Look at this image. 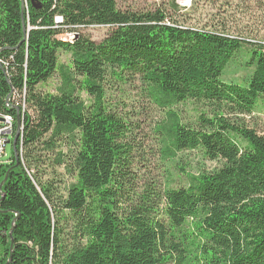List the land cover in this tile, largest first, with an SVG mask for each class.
Here are the masks:
<instances>
[{"label":"trees","instance_id":"16d2710c","mask_svg":"<svg viewBox=\"0 0 264 264\" xmlns=\"http://www.w3.org/2000/svg\"><path fill=\"white\" fill-rule=\"evenodd\" d=\"M28 8L0 0V118L14 119L0 165V264H264V137L244 124L264 105V47L251 51L243 85L225 83L241 38L171 23L161 10L122 11L118 0ZM96 26L111 29L101 42L79 33ZM55 76L54 92L42 91ZM136 78L163 113L160 177L142 187L147 161L106 91L109 79ZM189 104L199 105L194 117ZM41 142L74 146L65 199L24 160ZM188 155L217 166L191 173ZM67 160L58 153V166Z\"/></svg>","mask_w":264,"mask_h":264},{"label":"rangeland","instance_id":"374dc122","mask_svg":"<svg viewBox=\"0 0 264 264\" xmlns=\"http://www.w3.org/2000/svg\"><path fill=\"white\" fill-rule=\"evenodd\" d=\"M118 7L122 11L139 13L161 10L171 23L176 22L178 25L193 29L222 32L231 37L243 39L244 45L224 71L222 81L225 83L243 85L252 73V69L247 66V63L252 60L251 51L258 49L259 46L264 47V0H118ZM110 30L82 28L79 33L94 42H101ZM66 39L73 38L66 37ZM70 60L69 54L64 51L60 53V63L69 64ZM57 84L58 77L55 76L47 84L40 86V89L54 92ZM106 91L110 107L119 115L130 117L141 153L140 158L145 157L147 161L148 168H142L143 170L139 172L142 178L140 186L157 181L160 177L158 171L160 162L154 127L162 119L163 113L148 102L143 94L139 78L129 79L125 83H116L113 79H109ZM82 97L91 101L84 94ZM197 107L199 105L189 104L188 106L193 117L196 113L194 109ZM30 113L34 115L32 110ZM244 124L259 136L264 137V105L261 101L258 102L255 113L244 118ZM9 142H6L5 146H7L8 158H11L13 146L9 145ZM73 147V144H62L52 152L47 150L41 142L24 152V160L28 156V160L32 162V173L38 175L42 181L52 183L57 188V197L61 199L67 198L69 187L76 178V171L70 166ZM59 152L67 156L66 166L57 165ZM184 160L190 165L188 171L191 173H197L203 167L212 170L217 166L203 161L198 155H188ZM73 237L66 236V241L72 244Z\"/></svg>","mask_w":264,"mask_h":264},{"label":"built area","instance_id":"2783aa9c","mask_svg":"<svg viewBox=\"0 0 264 264\" xmlns=\"http://www.w3.org/2000/svg\"><path fill=\"white\" fill-rule=\"evenodd\" d=\"M25 4L26 10H28V0H22ZM56 24H62L64 22L63 18L58 16L55 18ZM92 29L96 28H104L101 26L91 27ZM62 37L67 38H77L75 34H68ZM4 119V122H0V165L7 164L8 163V156H7V146L6 142L10 141L11 135L13 134L14 129V119L11 116H1ZM0 193L2 194V190H0Z\"/></svg>","mask_w":264,"mask_h":264},{"label":"water","instance_id":"95a60500","mask_svg":"<svg viewBox=\"0 0 264 264\" xmlns=\"http://www.w3.org/2000/svg\"><path fill=\"white\" fill-rule=\"evenodd\" d=\"M24 11H25V4H24V2L22 1V13H24ZM25 34H27L26 29H25ZM26 36H27V35H26ZM0 122H4V119H3V118H0ZM21 131H22V129H21V123L18 122V128H17L16 138L14 139V141H13V143H12V144L14 145V147L16 146V143H17V140H18V138H19V136H20ZM10 144H11V142H9V145H10ZM3 185H4V183L1 184V186H0V190H2Z\"/></svg>","mask_w":264,"mask_h":264}]
</instances>
